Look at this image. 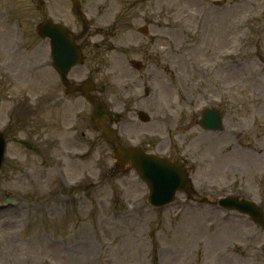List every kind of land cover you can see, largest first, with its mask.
<instances>
[{"label": "rangeland", "instance_id": "374dc122", "mask_svg": "<svg viewBox=\"0 0 264 264\" xmlns=\"http://www.w3.org/2000/svg\"><path fill=\"white\" fill-rule=\"evenodd\" d=\"M79 1L91 26L81 41L87 61L77 71L81 76L90 72L109 106L115 111L124 110L130 117L138 98H148L144 89L150 88L148 101L155 110L152 113L166 115L157 119L153 150L181 155L182 144L185 149L189 136L201 135L178 118L181 110L195 112L196 106L204 102L198 94V83L206 82L197 65L213 74L207 81L217 76L225 83H234L232 93L242 98L238 122L235 124L231 117L225 121L232 141H237V131L245 133L264 125V0ZM42 2L44 8H39L43 6L41 0H0V60L8 56L10 71L19 59L9 57L5 48L12 46L19 17L28 24V59L40 48L31 30L33 22H38L47 9L53 16H63L67 23L76 21L70 0ZM81 25L77 18L78 30ZM143 25L149 27L148 34L138 31ZM222 37L224 41H217ZM230 45L234 63H224L222 70L214 69L218 53H229ZM25 60L23 57L20 62ZM132 60H141L142 69L133 68ZM43 76L45 79L38 76L25 85L34 95L28 97L35 101L29 99L21 111L17 110L15 125L8 116L11 101L2 105L6 92L0 90V126L9 140L0 168V264H175L182 256H187L186 264H203V255H213L215 250L213 233L223 224L219 213L193 203L184 194L161 208L145 203V183L133 169L124 171L116 165L102 129L95 123L91 128L88 119L83 125L93 137L91 158L78 163L68 160L66 151L56 153L53 145L41 141V131L66 121L65 112L79 113V107L88 112L90 106L76 94L61 108H38L43 86L51 81L48 74ZM193 82L194 87L190 86ZM187 90L194 96L190 98L194 101L191 108L184 107L183 101L190 104ZM174 99L178 101L175 110L161 106ZM13 101L19 103V109L24 104L16 97ZM20 140L29 142L20 145ZM241 142L238 145L242 148L248 145ZM259 143L252 145L256 148L249 161H239L243 169L237 175L225 172L221 178L219 167L205 166V174L200 170L196 175L197 189L214 181L216 196L210 199L236 190L242 196L262 200L264 148ZM60 157L68 162L63 159L60 163ZM7 196L14 198L13 204H5ZM229 239V235L225 240L219 237L218 248L229 244ZM239 245H231L235 246L233 253L246 258L247 249ZM231 262L246 264L248 260L239 262L234 257Z\"/></svg>", "mask_w": 264, "mask_h": 264}, {"label": "water", "instance_id": "95a60500", "mask_svg": "<svg viewBox=\"0 0 264 264\" xmlns=\"http://www.w3.org/2000/svg\"><path fill=\"white\" fill-rule=\"evenodd\" d=\"M50 29V27H47ZM54 29H58L57 27H53ZM50 29L48 34H50L54 38V58L55 60H59L61 62V67H63L68 61L69 66L75 63L76 59L78 60L80 55L79 51L73 46L70 49V46H67L65 42L60 41V36L64 33ZM61 29V28H60ZM67 50V51H66ZM4 151V141L0 136V162L2 160V155ZM141 171L144 172V177L149 179V181L153 185V196H160L161 194H157L158 189L162 188H170V192H175L178 188L182 187L185 183V176L182 170L177 166L168 165L162 162H156L153 158L149 160L143 161V167H141ZM240 208L248 210L251 212L259 221H263V217L260 212L254 208L250 207L248 204L236 203Z\"/></svg>", "mask_w": 264, "mask_h": 264}]
</instances>
